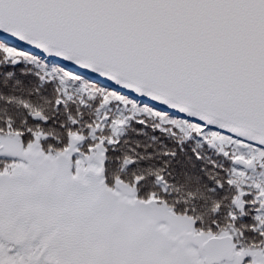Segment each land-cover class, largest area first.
Segmentation results:
<instances>
[{"label": "snow or ice", "instance_id": "1", "mask_svg": "<svg viewBox=\"0 0 264 264\" xmlns=\"http://www.w3.org/2000/svg\"><path fill=\"white\" fill-rule=\"evenodd\" d=\"M0 264H264V0H0Z\"/></svg>", "mask_w": 264, "mask_h": 264}]
</instances>
